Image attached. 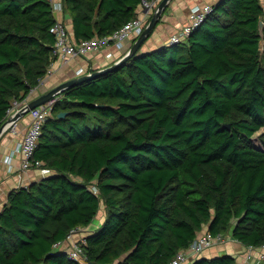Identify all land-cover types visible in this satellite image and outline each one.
<instances>
[{
	"label": "trees",
	"instance_id": "obj_1",
	"mask_svg": "<svg viewBox=\"0 0 264 264\" xmlns=\"http://www.w3.org/2000/svg\"><path fill=\"white\" fill-rule=\"evenodd\" d=\"M142 1L61 0L77 41L111 35ZM211 6L185 41L57 95L33 155L50 172L9 193L0 264H83L55 245L91 225L102 203L86 264H169L205 227L264 246V4ZM56 21L52 0H0V126L54 61Z\"/></svg>",
	"mask_w": 264,
	"mask_h": 264
},
{
	"label": "built area",
	"instance_id": "obj_2",
	"mask_svg": "<svg viewBox=\"0 0 264 264\" xmlns=\"http://www.w3.org/2000/svg\"><path fill=\"white\" fill-rule=\"evenodd\" d=\"M161 0H143L139 9L143 10L142 16L133 18L132 20L125 23L121 28L116 30L114 33L104 37L95 36L90 39L75 40L71 37L68 32L67 25L64 20L57 19L51 32L55 35V43L53 45L52 56L54 61L49 67L46 76L40 79V84L43 83L46 77L52 74V68L55 62H60L62 65H67L71 60L79 57H86L89 53L98 52L102 48H108L114 46L115 48L121 50L125 46L126 41L136 40L145 27L148 25L151 16ZM53 10L55 14L63 13V3L61 1L56 2L52 0ZM264 4V0H263ZM212 11L211 4L195 5L190 9L188 23L182 26L178 31L170 35L166 45L179 44L185 41L190 34L199 27L208 17L209 13ZM135 42V41H134ZM124 55V54H123ZM121 55V57L123 56ZM111 57L112 54L107 55ZM119 57L117 60H119ZM116 60V61H117ZM115 61V62H116ZM96 69L92 68L90 65L87 68H79L75 76H80L85 73H90ZM36 89V88H35ZM33 89L30 94L35 90ZM29 94V95H30ZM27 99V98H26ZM19 101L14 99L11 103V108L8 110V116H15L22 108L27 109L28 101ZM56 101V98L47 101L46 103L29 110V115L31 116V122L22 138L19 141L14 150L11 151L10 155L6 159L7 165L11 168L12 159L15 155L19 154L21 156V169L26 170L31 167H37L42 170L43 173H49L48 168H44L43 163L39 160L34 161L33 155L35 149L37 148L38 141L41 135L42 126L50 116L52 107ZM9 129L15 131L16 122L9 124ZM95 192L97 189L93 187ZM81 228L73 229L66 240H73V245L68 252L70 258L77 259L83 264H86L85 253L83 248L84 239L74 240V235L81 232ZM226 236L223 234H218L213 236L207 229L203 230L187 248L179 250L176 255L172 258L169 264H190L194 259L201 256L203 252L210 249L216 243L223 242ZM63 242V241H62ZM59 242L55 245L59 248L61 243ZM252 248V247H251ZM253 250H259L260 256L255 257ZM264 261V246L261 249L254 248L250 250L244 259L242 264H263Z\"/></svg>",
	"mask_w": 264,
	"mask_h": 264
},
{
	"label": "crops",
	"instance_id": "obj_3",
	"mask_svg": "<svg viewBox=\"0 0 264 264\" xmlns=\"http://www.w3.org/2000/svg\"><path fill=\"white\" fill-rule=\"evenodd\" d=\"M59 2L61 0H54ZM218 0H171L166 10L164 11L161 20L157 27L151 33L149 39L143 44L142 52L157 49L166 42L170 35L178 31L182 26L188 23V17L190 9L195 5L204 4H214ZM143 10L139 9V16H142ZM57 19H62L65 21L67 27L73 34V24L72 18L68 13H58ZM135 41V40H134ZM134 41L128 40L125 43L123 49L119 50L114 46L108 48H102L98 52L89 53L86 57H79L71 60L67 65H62L60 62H55L52 68V74L45 78L43 83H41L28 97L27 101L37 98L41 94L47 92L59 83L75 76L76 71L79 68H87L90 65L94 69H99L113 64L121 55L128 51ZM111 53L112 56L107 55ZM31 122V116L25 115L16 121V129L12 131L5 129V131L0 135V211L7 203L8 195L13 189H17L23 186H28L29 184L38 181L46 177V173H43L40 168L31 167L29 169H21V156L19 154L15 155L11 162V168L6 163L7 157L10 155L11 151L17 146L20 140H22L29 124ZM105 212V210H104ZM207 227H205V230ZM96 229L91 225L85 228H81L79 233L74 235V240L84 239V237ZM226 239L223 242L216 243L210 249H207L202 257H214L220 256L221 254H231L236 257L237 264H242L244 262L246 254L253 249V247H246L242 243L232 239ZM73 245V240H65L61 243L59 249L66 251L67 253ZM255 257L260 256L259 250H253ZM191 264V263H190Z\"/></svg>",
	"mask_w": 264,
	"mask_h": 264
},
{
	"label": "water",
	"instance_id": "obj_4",
	"mask_svg": "<svg viewBox=\"0 0 264 264\" xmlns=\"http://www.w3.org/2000/svg\"><path fill=\"white\" fill-rule=\"evenodd\" d=\"M170 2H171V0H161L160 1V3L158 4L157 8L155 9V11L153 12V14L151 16V19H150L148 25L145 27V29L143 30L141 35L131 45V47L128 49V51L125 52L124 55L119 60H117L116 62H114L111 65L96 69L90 73H85V74H82L80 76L71 77V78L59 83L58 85L54 86L53 88H51L47 92L41 94L37 98L31 100L28 103L27 109L22 108L18 113H16L15 116L11 115L6 119V121L0 126V135L5 131V129H7L9 127L10 123H14V122L18 121V119L21 118L22 116L29 114V110L34 109L35 107H38V106L46 103L47 101H50V100L56 98L57 95L60 94L65 89L72 87V86H75V85H78V84H81V83L86 82L88 80L94 79L96 77H99V76H101V75H103L109 71H112V70L122 66L126 61H128L132 56L136 55L142 49L143 44L149 39L152 31L159 24L161 17H162L164 11L166 10V8ZM259 30H260V34L262 35L263 31H264V21L263 20L259 21ZM66 115H67L66 112H61L58 114V116L60 118H63Z\"/></svg>",
	"mask_w": 264,
	"mask_h": 264
},
{
	"label": "rangeland",
	"instance_id": "obj_5",
	"mask_svg": "<svg viewBox=\"0 0 264 264\" xmlns=\"http://www.w3.org/2000/svg\"><path fill=\"white\" fill-rule=\"evenodd\" d=\"M57 15V14H56ZM139 52H142V49L139 51ZM29 115V114H28ZM263 130L261 129L259 132H257L254 136H253V141L255 143V145L257 147H260V144H259V141H258V135L262 132ZM105 210V207H104V204L102 203L101 204V208L99 210V213L97 214V216L95 217V219L93 220V226L94 228L97 230L101 224L104 222L105 220V216H106V213L104 212ZM230 239L229 236H227V240ZM221 255H225V253L221 254Z\"/></svg>",
	"mask_w": 264,
	"mask_h": 264
}]
</instances>
